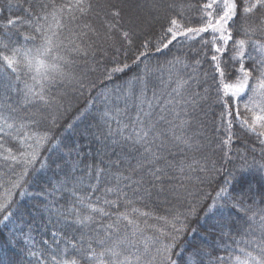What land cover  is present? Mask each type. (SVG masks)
I'll use <instances>...</instances> for the list:
<instances>
[{"label":"snow or ice","instance_id":"obj_1","mask_svg":"<svg viewBox=\"0 0 264 264\" xmlns=\"http://www.w3.org/2000/svg\"><path fill=\"white\" fill-rule=\"evenodd\" d=\"M13 6L21 8L23 15L6 17L5 23L0 24V92L4 94L0 98V166L15 176L7 181L5 199L0 202V223L5 226L15 217L13 192L26 191L29 173L37 170L38 160L40 169L48 166L40 157V149L52 137L48 131H39L43 114L39 109H30L37 105L50 107L54 98L48 94L49 87L70 79L65 68L73 61L67 54H106L105 48L95 47L97 41L117 53L124 50L125 57L131 51L132 63L137 65L149 58L153 50L169 49L181 39L186 45H198L191 66L194 73L205 60L212 67L217 101L224 109L221 120L228 133L222 144L230 146L233 114L247 131L264 137V0H153V11L168 13L166 24L154 40L144 39L138 45L134 44L138 29L158 16L142 17L133 10L132 0H27V7L8 0L5 9ZM93 20L98 24L94 26ZM69 24L75 30L70 29V36L61 39ZM167 64L169 77L162 81L166 92L158 95L155 88H149L146 77L150 69L145 65L144 77H137L138 91L132 82L126 92L117 90L115 100L122 101V107L105 95V109L93 135L108 141L105 148H110L116 159L109 157L105 162L101 158L99 163L86 165L91 183L85 184L84 177H76L74 166L65 169L56 162L63 180L58 179L45 196L58 193L59 199L45 198L41 204L60 227L51 233V243L43 241L45 251L51 250L48 256L28 250L37 264H178L175 252L187 230V215L195 209L188 214L178 212L171 219L154 217L137 207L136 199L150 197L153 189L163 192L168 169L180 173L192 170V163L173 164L165 153L171 154V148L179 144L199 149V142L193 144L185 130L191 124L190 111L194 112L207 99L208 88L203 93L194 92L191 82H200L196 79L198 73L185 78L173 71L177 66H190L186 56H174ZM130 67L126 62L118 63L106 76L111 79L113 73ZM24 75L32 83L23 79ZM13 92L19 97L13 101L16 106L8 103ZM244 96L248 100L243 105L247 115L242 117L238 101ZM130 106L132 116L128 115ZM260 142L264 144V139ZM123 165L127 167L122 169ZM105 178H110L111 186L101 187ZM230 183L219 190L217 200L208 206L209 212L229 206ZM125 189L130 190L131 196ZM98 191L100 195H96ZM230 207L250 212L248 228L258 226L264 232V209L244 207L240 200ZM148 218L163 221L164 227L149 225ZM149 229L153 230L151 235L147 234ZM239 251L243 258L235 256L234 264H264L261 244L256 245L257 255L243 247ZM217 259L223 261L222 257Z\"/></svg>","mask_w":264,"mask_h":264},{"label":"trees","instance_id":"obj_2","mask_svg":"<svg viewBox=\"0 0 264 264\" xmlns=\"http://www.w3.org/2000/svg\"><path fill=\"white\" fill-rule=\"evenodd\" d=\"M132 2L133 10L142 17L151 19L158 16L150 24L138 29L134 44L138 45L144 39L154 40L162 31V25L166 24L168 13L153 11L151 9L153 0H132ZM163 2L167 3L171 0H163ZM7 3L8 0H0V9H5ZM13 3L27 7V0H13ZM137 4L140 7H135ZM17 15H23L21 8L13 6L10 10L5 9L0 12V24L5 23L4 18H14ZM92 22L94 26L98 24L96 20ZM70 29L75 30L73 24H69L63 31L61 39L70 36ZM96 39L92 37L93 41ZM95 47L105 48L106 54L101 51H96L95 55L89 52L87 56L77 53L67 54L73 61L65 68V71L70 73V79L63 82L57 81L55 85L49 87L48 94L50 98H54L50 107L44 108L37 105L30 109L31 112L39 109L43 114L38 126L39 131L41 133L48 131L52 137L40 149V157L47 161L48 166L40 169L38 160L37 170L29 173L26 191L23 194L21 190L13 192L15 217L7 223V226L0 223V264H37L36 258L28 254L29 249L49 255L51 250L45 251L47 246L43 241L51 243V233L60 225L56 223L54 216L50 217V214L43 209L41 201L45 198L51 200L53 196L59 199L58 193L45 196L51 186L57 185L58 179L63 180V173L57 168L56 162L63 164L65 169L74 166V175L84 177L85 184L91 183L86 165L99 163L101 158L105 162L109 157L116 159L110 148H105L108 141H104L103 137L97 139L93 135L97 131L99 116L105 109V95L115 100L118 95L117 90L126 92L129 82H132L134 90L138 91L137 77H144L145 65H148L150 69L146 77L149 88H155L158 95L166 92L162 81H166L169 77L167 62L174 56H186L190 65L187 68L177 66L173 69L174 72L178 71L185 78L198 73L196 79L200 82L196 83L195 80L191 82L192 91L203 93L204 89L208 88L207 99L201 101L194 112L190 111L191 124L185 130L186 135L192 138L193 144L199 142V149L197 150L196 147L189 149L179 144L171 148V154L165 153L173 164L179 161L185 164L192 163V170L180 173L168 169V177L163 184L165 190L160 192L158 189H153L150 197L142 200L137 198L136 206L152 213L154 217L169 219L178 212L188 214L191 209H195L191 215H187V230L183 233L175 252L178 264H234L235 256L239 255L243 258V254L239 251L242 247L251 251L253 255H257L256 245L264 246V232L258 226L249 229L247 217L251 213L234 209L230 205L240 200L244 207H251L256 211L264 209V202H262L264 199V144L260 142L264 137L258 138L257 135L247 131L233 114L230 146L222 144V140L227 138L228 133L225 131L226 124L221 120L224 109L217 101L216 86L211 76L212 67L205 60L194 73L191 66L194 48L198 45L191 43L186 45L181 39V42H175L169 49L161 52L153 50L152 55L139 65L132 63L131 51L125 57L124 50L117 53L99 41L96 42ZM125 62L131 65L129 69L122 73H113L111 79L107 78L106 73L118 63ZM205 73L208 74L207 77ZM23 79L28 80V76L24 75ZM28 82L32 83L31 80ZM20 87L23 88L22 83ZM3 95L0 92V98ZM148 95L151 98V91ZM12 96L13 99L8 100V103L16 106L13 101H18L19 97L15 92ZM247 102V96L241 97L238 101L242 117L247 115L243 107ZM115 103L123 106L122 101L115 100ZM20 115L24 113L21 112ZM128 115H134L131 106ZM177 131L180 134L179 130ZM7 146L14 149L17 147L16 144ZM132 163L134 164L135 161L132 160ZM121 167L123 169L127 165ZM202 167L206 170L201 171ZM9 178H15L13 171L0 166V185H3L0 187V202L5 199ZM229 181L231 183L228 191L232 197L228 201L229 206L218 207L209 212L208 206L217 200V193ZM105 184L111 186L110 178H105L101 187ZM125 190L129 191L131 196L130 190ZM100 194L99 191L96 193V195ZM220 203L223 204L224 201ZM120 210L122 211L123 208ZM50 219L51 223H49ZM147 222L149 225L164 227L163 221L154 218H148ZM152 233L151 229L147 231L148 235ZM218 257H222L223 261H218Z\"/></svg>","mask_w":264,"mask_h":264}]
</instances>
